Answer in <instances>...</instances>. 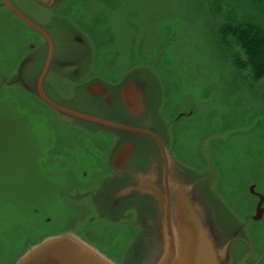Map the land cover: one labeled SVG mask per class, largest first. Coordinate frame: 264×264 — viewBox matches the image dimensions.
Returning a JSON list of instances; mask_svg holds the SVG:
<instances>
[{"label": "rangeland", "instance_id": "obj_1", "mask_svg": "<svg viewBox=\"0 0 264 264\" xmlns=\"http://www.w3.org/2000/svg\"><path fill=\"white\" fill-rule=\"evenodd\" d=\"M10 3L44 27L55 41V58L70 63L57 59L46 79L58 100L96 114L76 96L81 85L145 75L146 121L166 143L174 167L202 181L203 203L223 237L236 232L248 242L233 245L231 264H264V213L253 220L258 198L249 190L253 185L264 197V83L235 66L239 48L222 42L219 32L232 19L264 27V2L54 0L47 8L30 0ZM45 54L43 41L0 7V264H14L39 240L73 228L116 263H141L134 211L119 217L121 226H108L113 220L104 226L100 219L85 224L89 210L75 204L96 193L98 187L88 188L105 173L104 155L115 137L80 126L46 108L32 91L7 84L28 57L23 77L32 88ZM23 177L38 179L30 201L3 189V183L9 189Z\"/></svg>", "mask_w": 264, "mask_h": 264}, {"label": "water", "instance_id": "obj_2", "mask_svg": "<svg viewBox=\"0 0 264 264\" xmlns=\"http://www.w3.org/2000/svg\"><path fill=\"white\" fill-rule=\"evenodd\" d=\"M30 1L47 8L54 0ZM0 7L46 46L34 86L30 88L23 77L28 57L19 63L15 79L8 81V86L17 85L25 91L30 90L49 110L80 126L100 129L115 137L107 161L112 176L99 184L93 196H84L89 197L92 209L102 221L119 223V217L122 218L126 210L134 211L132 224L138 238L136 246L145 255L141 263L140 258L137 259V264L233 263V245L241 243L245 247L248 242L236 232L223 237L224 233L211 222L203 203L202 181L174 167L166 143L157 129L146 121L150 102L145 75H134L116 84L95 79L81 85L76 96L85 99L96 114L80 110L76 103L60 101L48 92L46 79L57 59L60 65L70 63L55 58V41L39 23L13 6L10 0H3ZM75 71L73 69V73ZM124 171L130 173V177L121 173ZM249 190L258 198L253 220L259 221L264 213V197L255 192L253 185ZM14 264L121 263H116L104 250L77 233L61 231L29 247Z\"/></svg>", "mask_w": 264, "mask_h": 264}, {"label": "trees", "instance_id": "obj_3", "mask_svg": "<svg viewBox=\"0 0 264 264\" xmlns=\"http://www.w3.org/2000/svg\"><path fill=\"white\" fill-rule=\"evenodd\" d=\"M219 32L222 42L230 46L232 41L239 48V53L234 55L235 66L241 72L246 71L250 80L264 83V27L232 19L223 23Z\"/></svg>", "mask_w": 264, "mask_h": 264}, {"label": "flooded vegetation", "instance_id": "obj_4", "mask_svg": "<svg viewBox=\"0 0 264 264\" xmlns=\"http://www.w3.org/2000/svg\"><path fill=\"white\" fill-rule=\"evenodd\" d=\"M109 139H110V144L109 145H111L112 142L114 143V139L113 138H110L109 137ZM110 148H111V146H108L107 151H106V153L104 155L103 168L105 170V173L96 181V184H95V186L93 188H88V189H96L99 186V184L105 180V178L112 176L111 175V172L109 170V166L107 164V161H108V153H109V149ZM121 173L124 176H126V177H130V173H128L127 171H124V172H121ZM82 199L83 200H80V201H77L76 203L75 202L74 203L76 205H78V204L84 205L89 210L88 218H87V221L85 222V224H87V222H89V224H97V223H99V219L97 218L96 213L92 209V206H91L89 197H85V198H82ZM104 222H105L104 226H107V224H106L107 221H104ZM108 226H121V223H109ZM65 231H72L74 233H77L78 235H80L82 238H84L88 242H90V243L96 245L97 247H99L100 249H102L100 246H98L97 244H95L94 242H92L91 240H89L88 237L85 234H83L82 231L80 229H78V228L77 229L76 228H73V229H69V230H65Z\"/></svg>", "mask_w": 264, "mask_h": 264}, {"label": "bare ground", "instance_id": "obj_5", "mask_svg": "<svg viewBox=\"0 0 264 264\" xmlns=\"http://www.w3.org/2000/svg\"><path fill=\"white\" fill-rule=\"evenodd\" d=\"M17 112L19 114H22L21 110H19V109ZM0 177H2V178L4 177V172L1 169H0ZM37 180L38 179H33L30 181L26 177H23L18 182L19 185L18 184H11V188H9V189H8V186L5 185L4 183L2 185H3V189L5 190V192L7 194H10L11 196L15 197L16 199L19 198L22 201H24V200L30 201V197H31L30 194H32L33 192H37L39 190ZM0 181H3V180L0 178ZM12 224H14V223H12Z\"/></svg>", "mask_w": 264, "mask_h": 264}]
</instances>
